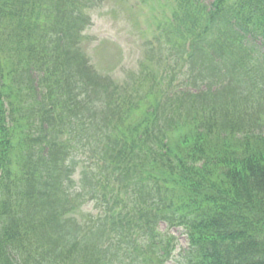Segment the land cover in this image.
Listing matches in <instances>:
<instances>
[{
    "label": "trees",
    "instance_id": "1",
    "mask_svg": "<svg viewBox=\"0 0 264 264\" xmlns=\"http://www.w3.org/2000/svg\"><path fill=\"white\" fill-rule=\"evenodd\" d=\"M172 1L177 71L187 63L186 85L202 79L195 92L172 90L164 67L117 93L82 45L93 0H0V264H29L36 224L21 215L62 226L79 169L82 186L96 177L105 188L96 223L107 248L89 224L67 244L70 217L63 264H165L175 246L162 245V221L184 228L186 264H264V99L254 95L264 62L250 61L252 90L242 83L244 60L264 45V0ZM215 53L224 73L209 65ZM90 128L106 148L86 166L75 154Z\"/></svg>",
    "mask_w": 264,
    "mask_h": 264
},
{
    "label": "rangeland",
    "instance_id": "2",
    "mask_svg": "<svg viewBox=\"0 0 264 264\" xmlns=\"http://www.w3.org/2000/svg\"><path fill=\"white\" fill-rule=\"evenodd\" d=\"M91 12L94 19L93 27L88 33L89 50L93 51L97 65L104 72L112 74L121 83L123 80H131L133 74L139 71L142 61L152 60L155 66L161 65L157 62L161 54L154 52L155 56L151 57L152 39L149 37L153 31L140 30L141 26L125 0H104L102 4L92 8ZM143 19L146 24L150 22L144 16ZM174 233L179 234L176 230ZM186 245L185 239L180 238L174 254L178 259L168 264H184L183 258L178 257V252Z\"/></svg>",
    "mask_w": 264,
    "mask_h": 264
}]
</instances>
